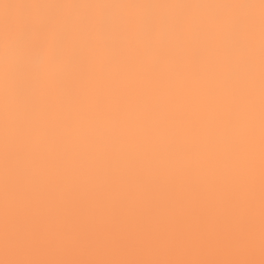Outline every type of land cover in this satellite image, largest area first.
<instances>
[{"label":"snow or ice","instance_id":"obj_1","mask_svg":"<svg viewBox=\"0 0 264 264\" xmlns=\"http://www.w3.org/2000/svg\"><path fill=\"white\" fill-rule=\"evenodd\" d=\"M0 264H264V0H0Z\"/></svg>","mask_w":264,"mask_h":264}]
</instances>
